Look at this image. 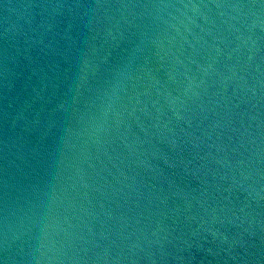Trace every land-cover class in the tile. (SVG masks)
I'll return each mask as SVG.
<instances>
[{"label":"water","instance_id":"obj_1","mask_svg":"<svg viewBox=\"0 0 264 264\" xmlns=\"http://www.w3.org/2000/svg\"><path fill=\"white\" fill-rule=\"evenodd\" d=\"M0 264H264V3L0 0Z\"/></svg>","mask_w":264,"mask_h":264},{"label":"clouds","instance_id":"obj_2","mask_svg":"<svg viewBox=\"0 0 264 264\" xmlns=\"http://www.w3.org/2000/svg\"><path fill=\"white\" fill-rule=\"evenodd\" d=\"M65 6L66 7H69V8H72L73 7V5H70V4L69 5H65Z\"/></svg>","mask_w":264,"mask_h":264},{"label":"snow or ice","instance_id":"obj_3","mask_svg":"<svg viewBox=\"0 0 264 264\" xmlns=\"http://www.w3.org/2000/svg\"><path fill=\"white\" fill-rule=\"evenodd\" d=\"M261 3H264V0H261Z\"/></svg>","mask_w":264,"mask_h":264}]
</instances>
